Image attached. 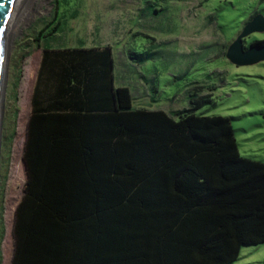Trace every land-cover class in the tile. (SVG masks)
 I'll return each instance as SVG.
<instances>
[{
	"label": "trees",
	"instance_id": "16d2710c",
	"mask_svg": "<svg viewBox=\"0 0 264 264\" xmlns=\"http://www.w3.org/2000/svg\"><path fill=\"white\" fill-rule=\"evenodd\" d=\"M112 62L110 46L42 48L10 264H234L264 244V162L231 119L197 114L199 87L183 111L135 108Z\"/></svg>",
	"mask_w": 264,
	"mask_h": 264
},
{
	"label": "rangeland",
	"instance_id": "374dc122",
	"mask_svg": "<svg viewBox=\"0 0 264 264\" xmlns=\"http://www.w3.org/2000/svg\"><path fill=\"white\" fill-rule=\"evenodd\" d=\"M254 13L264 16V0H31L2 51L0 264H10L13 255L30 97L42 48L110 45L115 83L131 95L135 89L137 106L147 109H188V91L199 87V96L210 97L196 113L230 118L239 153L264 162V61L235 66L225 58ZM57 23L59 30L47 35ZM259 40L264 33L252 34L247 44ZM234 264H264V244L243 247Z\"/></svg>",
	"mask_w": 264,
	"mask_h": 264
},
{
	"label": "water",
	"instance_id": "95a60500",
	"mask_svg": "<svg viewBox=\"0 0 264 264\" xmlns=\"http://www.w3.org/2000/svg\"><path fill=\"white\" fill-rule=\"evenodd\" d=\"M31 0H0V66L1 54L13 31L20 13ZM254 33H264V16L256 14L230 43L225 58L235 66H251L264 61V44H249L247 38ZM1 69V67H0ZM24 163V161H23ZM25 167V164H24Z\"/></svg>",
	"mask_w": 264,
	"mask_h": 264
},
{
	"label": "crops",
	"instance_id": "0c3cea01",
	"mask_svg": "<svg viewBox=\"0 0 264 264\" xmlns=\"http://www.w3.org/2000/svg\"><path fill=\"white\" fill-rule=\"evenodd\" d=\"M250 18V17H249ZM249 20H247V22H248ZM246 22V23H247ZM245 23V24H246ZM105 46H110V45H106V44H102V43H98V44H96V45H91V46H88V47H80V48H83V49H90V48H99V47H105ZM70 46H67V47H64V48H51V47H49V46H47V47H44V48H46V49H65V48H69ZM71 47H75V46H71ZM111 47V46H110ZM75 48H79V47H75ZM112 48V47H111ZM112 60H113V62H112V70H113V76H112V86L113 87H125V85H117L116 83H115V77H114V54H113V49H112ZM139 85V84H138ZM145 90L146 89H143V92H141V93H144L145 92ZM134 91H135V89H134ZM134 91L132 90V92H133V95H131L132 96V99H133V107H135V108H145L144 107V105H142L143 107H141V106H137L138 104H137V102L135 101V97H134ZM130 93H131V91H130ZM134 102H136V104L134 103ZM167 113V112H166ZM170 113V112H169Z\"/></svg>",
	"mask_w": 264,
	"mask_h": 264
},
{
	"label": "bare ground",
	"instance_id": "6f19581e",
	"mask_svg": "<svg viewBox=\"0 0 264 264\" xmlns=\"http://www.w3.org/2000/svg\"><path fill=\"white\" fill-rule=\"evenodd\" d=\"M42 4H38V6H41ZM4 54L2 53V56H1V69H3L2 67H3V65H4ZM1 69H0V87H1V85L3 84L2 82H3V80H2V76H1V72H4L3 70L1 71ZM5 79V78H4ZM0 89H2V88H0ZM1 96V95H0ZM0 101H1V99H0Z\"/></svg>",
	"mask_w": 264,
	"mask_h": 264
},
{
	"label": "flooded vegetation",
	"instance_id": "af4514ba",
	"mask_svg": "<svg viewBox=\"0 0 264 264\" xmlns=\"http://www.w3.org/2000/svg\"><path fill=\"white\" fill-rule=\"evenodd\" d=\"M247 42H248V41H247ZM253 42H255V41H252V42H251V43H249V44H252ZM249 44H247V43H246V46H249Z\"/></svg>",
	"mask_w": 264,
	"mask_h": 264
}]
</instances>
